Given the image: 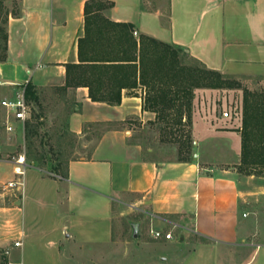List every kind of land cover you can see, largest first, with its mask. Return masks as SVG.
I'll use <instances>...</instances> for the list:
<instances>
[{
  "label": "crops",
  "instance_id": "0c3cea01",
  "mask_svg": "<svg viewBox=\"0 0 264 264\" xmlns=\"http://www.w3.org/2000/svg\"><path fill=\"white\" fill-rule=\"evenodd\" d=\"M87 1L18 0L20 14L9 17L8 56L0 62V152L18 148L20 138L14 137L23 128L15 122V131H6L2 101L26 84L34 87L40 104L45 90L58 89L57 100L71 107L64 129L79 141L89 125L114 127L92 146L84 141L71 148V157L58 161L55 177L34 161L21 178L13 163L0 161V185L23 182L8 188L12 202L0 206V246L10 250L6 264H77L86 247H110L118 202L161 219L153 218L155 229L170 226L181 234V249L168 243L173 251L162 258L167 264H264V222L258 215L264 189L249 186L254 176L222 168L226 156L215 161L203 152L207 144L215 146L222 138L228 144L229 138L239 144L241 164L239 131L207 125L206 135L195 140L199 154L193 161H157L145 155L123 123L143 115L141 86L124 89L118 106L92 101L88 87L64 89L66 65L79 63ZM109 1L115 4L111 19L133 24L137 34L180 46L224 75L264 79V0H169L167 10L146 9V0ZM32 117L30 110L24 130ZM227 144L222 153H228ZM9 168L16 178H8ZM190 234L202 241L193 243ZM19 241L22 246L15 247Z\"/></svg>",
  "mask_w": 264,
  "mask_h": 264
},
{
  "label": "rangeland",
  "instance_id": "374dc122",
  "mask_svg": "<svg viewBox=\"0 0 264 264\" xmlns=\"http://www.w3.org/2000/svg\"><path fill=\"white\" fill-rule=\"evenodd\" d=\"M168 1L146 0V4L150 8L160 6L167 10ZM16 2L18 0H5L8 7L10 9L15 8V10H17ZM189 63L193 62L189 61ZM238 80L241 82V87L239 88H196L194 90L191 125L183 126L177 123L174 119L175 117H170L167 121V119L161 118L159 114L145 110L144 102H142L143 115L128 116L123 122L124 127L130 130L131 133L128 135L143 148L145 155L157 161H175L186 158L187 154L181 153L180 150L183 142H187V136H190L194 144L192 149L194 158L195 154H199L195 146V140L206 135L207 125L221 123L224 129L241 133L245 90H249L251 93L263 91L264 81L255 79ZM57 92L58 89L56 88L45 90V94L42 95L43 100L39 105L29 102L33 116L32 121H29L26 125L28 129L25 128L24 130V126L19 128L14 137V139L20 138V145L12 153L1 150L5 158L17 157L20 153H25L29 165L32 166V162L35 161L38 167L45 169L49 175L54 177L57 175L55 167L60 164L58 161L67 156L68 158L71 157L69 153L71 148L77 145L79 147L82 146L84 141H87V144L92 146L104 130L114 127L107 123L89 125L85 128V136L79 141L78 138H75L64 129L66 113L71 107H67V104L57 100ZM144 111L148 113L144 114ZM225 113H228L229 116L224 117ZM226 140L228 144L224 142L225 138H222V142H218L220 145L217 143H214L215 146L207 144V148L203 152L215 161H218L221 158L220 156H226L223 157L224 161L222 160V162L226 164L222 163V168L229 169L234 167L242 175L254 176L251 179L253 184L249 186L264 189V169L258 168L252 175L242 173L240 170L241 165L238 164L240 157L239 144L229 138ZM58 143H61V148H59ZM226 144L229 149L228 153H222L220 149L224 148L223 145L225 146ZM62 146L64 149H62ZM62 150L64 152H60ZM9 177L16 178L10 168L8 169ZM8 184L9 182L0 185V206L11 204L12 202L7 195L8 188L6 187ZM133 205L130 202H118L116 204L117 217L115 219V243L113 245L100 247L97 250L86 247L83 250L82 258L74 260V262L77 264H167V260L162 258L173 251L168 249V243L173 242V249L175 250L181 249V234L176 231L172 232L170 226L159 227L165 232H172L173 239L167 241L154 238L151 234V230L154 229L152 223L159 222L161 219L150 215L138 205L136 207ZM260 205H263V207H260L258 215L264 222V201H261ZM249 209L251 211L252 207ZM153 218L155 221L152 222ZM155 228L158 227L155 225ZM190 240L193 243L202 241L198 236L192 234H190ZM190 247L187 246L186 253L191 251ZM6 261L5 249L0 246V264H6Z\"/></svg>",
  "mask_w": 264,
  "mask_h": 264
},
{
  "label": "trees",
  "instance_id": "16d2710c",
  "mask_svg": "<svg viewBox=\"0 0 264 264\" xmlns=\"http://www.w3.org/2000/svg\"><path fill=\"white\" fill-rule=\"evenodd\" d=\"M16 6L17 10L10 9L5 0H0V62L7 60L9 17L20 14L19 2ZM114 6L109 0L85 3V34L78 39L79 63L66 65L64 89L88 87L92 101L118 106L122 104L124 89L141 86L145 90V110L167 121L175 117L177 123L186 126L192 124L196 88H239L238 79L264 81L259 77L224 75L209 69L180 46L137 34L133 24L111 19ZM26 93L29 102L40 104L31 84L27 85ZM241 133L240 170L252 175L258 168L264 169V90L256 93L245 90ZM187 137L180 150L187 157L180 161L191 162L194 144Z\"/></svg>",
  "mask_w": 264,
  "mask_h": 264
},
{
  "label": "built area",
  "instance_id": "2783aa9c",
  "mask_svg": "<svg viewBox=\"0 0 264 264\" xmlns=\"http://www.w3.org/2000/svg\"><path fill=\"white\" fill-rule=\"evenodd\" d=\"M27 85L22 86L16 93V96L12 99H5L2 101V106L8 111L7 119L5 120V129L7 132H14L16 129V123L20 122L23 126H25L29 115H30V105L27 100L26 88ZM229 114L225 113L224 117H228ZM0 161L11 162L15 165V173L19 177H23L25 171L30 166L27 162V156L25 153L20 154L17 157L5 158L3 154L0 152ZM21 178L17 181H12L8 184L6 188H14L16 186H22L23 182ZM151 234L156 239H165L171 240L173 239L172 232H165L161 229H152ZM15 247H21L22 242H15ZM10 250H6L5 253L9 254Z\"/></svg>",
  "mask_w": 264,
  "mask_h": 264
},
{
  "label": "water",
  "instance_id": "95a60500",
  "mask_svg": "<svg viewBox=\"0 0 264 264\" xmlns=\"http://www.w3.org/2000/svg\"><path fill=\"white\" fill-rule=\"evenodd\" d=\"M195 157H197V155Z\"/></svg>",
  "mask_w": 264,
  "mask_h": 264
}]
</instances>
